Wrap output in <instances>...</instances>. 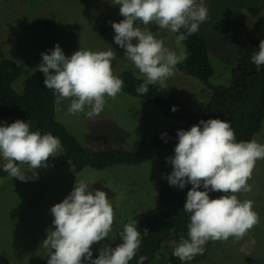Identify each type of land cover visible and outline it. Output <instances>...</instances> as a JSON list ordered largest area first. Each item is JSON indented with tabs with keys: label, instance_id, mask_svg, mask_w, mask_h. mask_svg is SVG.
Listing matches in <instances>:
<instances>
[{
	"label": "rangeland",
	"instance_id": "obj_1",
	"mask_svg": "<svg viewBox=\"0 0 264 264\" xmlns=\"http://www.w3.org/2000/svg\"><path fill=\"white\" fill-rule=\"evenodd\" d=\"M242 2L245 3L244 8H241ZM260 2L203 0L208 19L200 24L198 33L208 43L214 67V75L210 79L212 85L229 83L230 69L237 58V51L226 43L222 33L237 34L238 38L245 36L257 20L246 8ZM119 7L112 4V0H0V52L22 68L14 88L22 92L25 80L42 63L41 53L50 54L57 44L66 56L80 48L93 52L113 49L116 52V60L112 62L114 75L131 71L145 79L125 56V50L114 42L111 22L124 19L119 14ZM141 27L163 39L165 47L177 55L184 52L182 42L177 44L170 31L159 28L155 23L141 24ZM156 84L160 85L159 82ZM164 87L194 109L211 98L209 89L198 80L180 74L176 67ZM69 104L68 99L58 103L56 119L90 152L112 149L134 152L136 141L149 139L178 122L183 124L181 120L166 116L155 105L123 93L115 99L106 97L103 111L93 118L86 116L87 107L85 112L70 115ZM5 124L0 119V126ZM254 140L264 144V123ZM61 152L62 149L55 156ZM4 163L0 157V167ZM18 166L32 177L27 164ZM34 171L38 178L27 182L9 175L0 181V255L12 264H38L50 253L51 250L42 245L48 231L54 230L50 209L73 190L76 180L85 181L90 191H105L114 208L112 233L109 238L92 246L98 256L105 244L111 246L115 243L117 231L123 229L124 224L158 206L161 178L152 160L137 166L115 165L104 170L85 168L75 172L72 165L67 164ZM248 184L251 191L236 195L241 201L254 202L253 210L259 214L260 222L240 240L230 237L226 242L210 241V249L204 259L182 261L181 264H264V160L256 162ZM253 239L254 244L251 242Z\"/></svg>",
	"mask_w": 264,
	"mask_h": 264
},
{
	"label": "clouds",
	"instance_id": "obj_2",
	"mask_svg": "<svg viewBox=\"0 0 264 264\" xmlns=\"http://www.w3.org/2000/svg\"><path fill=\"white\" fill-rule=\"evenodd\" d=\"M112 4L120 6L119 14L124 17L120 22H111L114 42L145 77L137 93L146 94L148 85L157 82L164 87L187 54L182 51L177 55L141 24L155 23L161 29L179 33L176 43L180 44L208 19L203 0H112ZM258 49L251 60L259 69L264 65V39ZM41 56L37 70L44 74L43 84L57 95V103L70 100V115L85 112L87 107L88 118L98 116L106 97L115 99L124 86V81L113 73V49L93 52L80 48L66 56L57 44L50 54ZM176 110L177 106H173L172 111ZM177 137L174 156L168 158L173 171L166 178L171 186L192 187L183 207L184 212L191 214L188 239L180 241L173 255L181 261H191L204 254L208 241L226 242L230 237L240 240L260 222L259 214L253 210L254 202L241 201L236 194L251 191L248 181L256 162L264 160V144L254 139L237 142L231 122L221 119L201 120L189 130H178ZM61 149L58 137L50 132L31 131L30 124L23 120L0 126L3 171L12 178L24 182L38 178L34 170L48 167L49 157H55ZM24 164L29 166L32 177L18 166ZM210 192L223 195L213 199ZM50 211L54 230H49L42 242L44 248L51 250L47 264H130L136 257L141 233L136 221L130 220L119 233L122 243L115 247L105 244L99 256L92 258V246L109 238L115 221L114 208L105 191H90L85 181L76 180L73 190ZM144 230L145 234L149 232ZM251 242L254 244L255 240ZM146 259L140 256L137 264H144Z\"/></svg>",
	"mask_w": 264,
	"mask_h": 264
},
{
	"label": "trees",
	"instance_id": "obj_3",
	"mask_svg": "<svg viewBox=\"0 0 264 264\" xmlns=\"http://www.w3.org/2000/svg\"><path fill=\"white\" fill-rule=\"evenodd\" d=\"M245 3H241V8ZM246 10L257 20L249 32L238 38L236 30L233 34L222 33L227 44L237 51V58L230 69V81L227 85L215 86L210 83L214 75V67L210 60L207 41L198 33H194L182 41L187 58L176 65L178 72L198 80L211 91V98L194 109L180 101L175 93L159 84L148 85L144 95L137 93V88L144 79L131 71L121 72L118 77L124 81L121 93L151 103L158 107L169 118L181 120L183 124L169 127L153 135L149 139H140L134 143L135 151L112 149L106 152L88 151L68 129L56 119L57 95L44 86V74L36 70L28 77L22 92L14 88V83L22 74L21 66L0 52V119L7 124L17 119L30 124L31 131L41 134L51 133L62 143V152L49 157L48 166L54 168L71 164L75 172L85 168L104 170L115 165H141L152 160L160 174L161 184L158 189V206L148 212L138 214L135 220L141 233V245L136 257L130 264H137L140 256H146L144 264H181V260L173 255L174 249L181 240L188 239L190 213L183 211L187 192L191 184L180 189L171 186L167 176L173 171L168 158L174 156V148L178 143L177 131L189 130L201 120L221 119L231 122L236 141H250L261 131L264 123V65L259 69L251 57L258 52V46L264 39V0ZM54 26L55 24L52 23ZM184 32V29H181ZM172 33V32H171ZM175 37L179 33H172ZM173 106H177L175 112ZM179 124V125H178ZM167 133L162 137V134ZM120 141H123L119 138ZM41 167L38 169H43ZM8 173L0 167V181ZM200 190H203L201 187ZM210 198H218L221 192H210ZM231 195V193H229ZM149 232L145 234V230ZM111 247L122 243L119 233ZM203 255L193 260L199 261L206 257L210 249V241L205 245ZM93 259L98 255L92 248ZM47 256L38 264H47ZM0 264H12L0 255ZM84 264H88L84 261Z\"/></svg>",
	"mask_w": 264,
	"mask_h": 264
}]
</instances>
